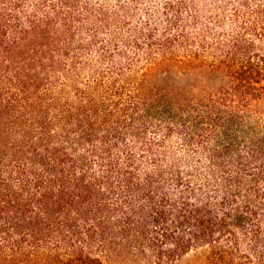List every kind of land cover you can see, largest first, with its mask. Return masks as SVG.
<instances>
[{
  "label": "trees",
  "instance_id": "trees-1",
  "mask_svg": "<svg viewBox=\"0 0 264 264\" xmlns=\"http://www.w3.org/2000/svg\"><path fill=\"white\" fill-rule=\"evenodd\" d=\"M123 244L264 264V0H0V258Z\"/></svg>",
  "mask_w": 264,
  "mask_h": 264
},
{
  "label": "rangeland",
  "instance_id": "rangeland-1",
  "mask_svg": "<svg viewBox=\"0 0 264 264\" xmlns=\"http://www.w3.org/2000/svg\"><path fill=\"white\" fill-rule=\"evenodd\" d=\"M169 75L177 76L183 71L177 65H169L167 67ZM223 72H214L208 68L193 69L186 73L181 74L179 82L196 81L200 85L213 86L221 82ZM207 248L195 249L189 254L185 255L181 259L175 262H169L166 264H211L207 260ZM106 264H155L154 258L150 253H136L130 249L127 244L121 245L119 248L109 252L105 256ZM0 264H35L32 260H24L23 258L17 259H4L0 258Z\"/></svg>",
  "mask_w": 264,
  "mask_h": 264
}]
</instances>
